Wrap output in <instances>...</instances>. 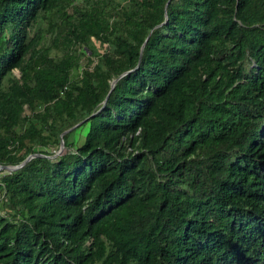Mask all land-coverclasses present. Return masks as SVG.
Here are the masks:
<instances>
[{
    "label": "trees",
    "instance_id": "trees-1",
    "mask_svg": "<svg viewBox=\"0 0 264 264\" xmlns=\"http://www.w3.org/2000/svg\"><path fill=\"white\" fill-rule=\"evenodd\" d=\"M28 153L0 264H264V0H0V164Z\"/></svg>",
    "mask_w": 264,
    "mask_h": 264
},
{
    "label": "water",
    "instance_id": "water-1",
    "mask_svg": "<svg viewBox=\"0 0 264 264\" xmlns=\"http://www.w3.org/2000/svg\"><path fill=\"white\" fill-rule=\"evenodd\" d=\"M145 37H146V36H145ZM145 37H144L143 41L145 40ZM143 41H142V43H143ZM142 43H141V44H142ZM140 46H141V45H140ZM125 71H126V70L120 72L116 77H114V78H112V79L110 80V82H109V87H108V89H107V91H106V93H105V95H104V97H103V99H102V102L104 101V99H105V97H106L108 91H109L110 88L112 87V85H113V83H114V80H115L118 76H120L121 74H123ZM91 113H92V112H91ZM83 119H84V118H83ZM83 119H82V120H83ZM80 121H81V120H78V121H76L75 123H73L72 125H70L69 127L63 129V130L59 133V135H61V134H62L63 132H65L66 130L72 128V127L75 126L76 124L80 123ZM61 148H62V140H61V138H60V139H59V143H58V147H57V149H56L55 152L58 153V152L61 150ZM55 152L52 153V154H50V155H48V156H54V155L56 154ZM35 154H37V153H28V154H26V155L23 157V159H22L19 163H17V164H0V169H1V168L6 169V170L14 169V168L18 167L19 165H21L23 162H25L29 157H31V156H33V155H35Z\"/></svg>",
    "mask_w": 264,
    "mask_h": 264
},
{
    "label": "rangeland",
    "instance_id": "rangeland-1",
    "mask_svg": "<svg viewBox=\"0 0 264 264\" xmlns=\"http://www.w3.org/2000/svg\"><path fill=\"white\" fill-rule=\"evenodd\" d=\"M78 1H79V0H73V2H78ZM81 58H82V57H81ZM79 61H81V59H80ZM13 73L17 74V71L13 69ZM24 112L27 113V110L24 109ZM80 139H81V136L79 135V136L76 138V141H79ZM55 151H56V150H55ZM55 153H56V152H55ZM2 170H6V169L1 168L0 171H2Z\"/></svg>",
    "mask_w": 264,
    "mask_h": 264
},
{
    "label": "clouds",
    "instance_id": "clouds-1",
    "mask_svg": "<svg viewBox=\"0 0 264 264\" xmlns=\"http://www.w3.org/2000/svg\"><path fill=\"white\" fill-rule=\"evenodd\" d=\"M14 70H16L15 68H13ZM13 69H12V71H13Z\"/></svg>",
    "mask_w": 264,
    "mask_h": 264
}]
</instances>
